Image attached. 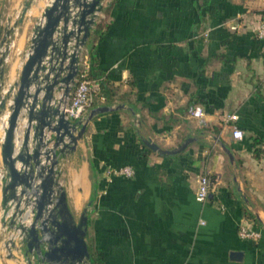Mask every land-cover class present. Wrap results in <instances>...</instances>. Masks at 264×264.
<instances>
[{"label":"crops","instance_id":"crops-1","mask_svg":"<svg viewBox=\"0 0 264 264\" xmlns=\"http://www.w3.org/2000/svg\"><path fill=\"white\" fill-rule=\"evenodd\" d=\"M19 1L0 0L4 88L18 78L50 0H33L22 30L14 25L7 35ZM262 18L264 0H103L83 50L93 47V64L113 89L112 102L94 106H121L96 114L60 162L71 211L78 218L87 207L86 241L99 264H264ZM194 105L202 118L190 116ZM232 112L241 138L226 120ZM24 122L20 117L16 137ZM189 136L195 140L169 155L143 142L173 148ZM108 165L133 173L110 175ZM202 174L214 178V189L198 201ZM1 213L0 264H21L8 257ZM241 224L259 236H240Z\"/></svg>","mask_w":264,"mask_h":264},{"label":"water","instance_id":"water-1","mask_svg":"<svg viewBox=\"0 0 264 264\" xmlns=\"http://www.w3.org/2000/svg\"><path fill=\"white\" fill-rule=\"evenodd\" d=\"M30 4L31 0L25 1L18 22H22ZM102 8L103 0H50L33 26L18 78L5 88V54L0 57V114L7 112L0 144L4 167L0 176L1 222L4 227L18 230V249L27 264H90L87 207L78 218L71 211L60 181V162L76 148L96 114L121 105L93 106L85 117L73 120L66 117L62 103ZM13 25L8 26L7 35ZM20 117L25 122L21 136L16 137ZM194 140L193 136L186 137L173 148H163L150 138L143 142L159 154L169 155ZM223 148L232 158L230 150ZM28 209L30 222L17 221L27 216ZM5 246L8 257H13L15 240H6Z\"/></svg>","mask_w":264,"mask_h":264},{"label":"built area","instance_id":"built-area-1","mask_svg":"<svg viewBox=\"0 0 264 264\" xmlns=\"http://www.w3.org/2000/svg\"><path fill=\"white\" fill-rule=\"evenodd\" d=\"M256 36L258 38H264V18L260 20L256 29ZM9 43V42H8ZM81 65H88V57L84 50L80 54L79 68ZM101 83L99 78H89L85 75L84 72H79L75 77L74 82L72 83L70 92L68 96L64 98L62 103V108L65 112L66 117L76 120L82 119L86 116L91 107H93L97 102H102L104 100L103 95L101 94ZM189 114L192 117L202 118L204 112L201 107L198 105L191 106L189 108ZM6 115L7 112H4L3 119L6 124ZM238 115L235 112H232L227 115L226 120L232 124V136L234 138H241L243 136V130L236 125L235 121L237 120ZM2 137L0 138V144ZM1 159V157H0ZM106 173L110 175H132L133 169L130 166H119L113 167L108 165L106 167ZM1 176V175H0ZM214 189V178L209 174H202L198 178V184L195 191V196L198 201H204L209 193ZM31 220V212L27 210V216L24 218H18L17 221L24 223H29ZM6 230V240L13 239L15 240V248H11V251L19 253L22 255L20 249V236L18 230H12L8 227H5ZM239 234L242 237L256 239L259 236V232L255 229H252L244 224L239 226ZM25 263L26 259H25ZM82 264H87L83 262Z\"/></svg>","mask_w":264,"mask_h":264},{"label":"trees","instance_id":"trees-1","mask_svg":"<svg viewBox=\"0 0 264 264\" xmlns=\"http://www.w3.org/2000/svg\"><path fill=\"white\" fill-rule=\"evenodd\" d=\"M97 26V24H96ZM95 29V28H94ZM86 55L88 57V65L85 66V65H81L80 68H79V72H84L85 75L89 78H99L100 79V83H101V94L103 95L104 97V100L103 102H106V103H110L114 100V97H113V89L111 88V86L108 85L107 81L103 80V77L102 75L100 74V72L95 68L94 66V60H93V57H94V53H93V47L90 45L88 46L87 50H86ZM257 139L256 138H253V142H252V146L254 148V151L256 153H259V148L256 146L257 145ZM95 193V187L93 189V193ZM89 253H90V259H89V262L90 264H99V253L97 252H94L93 250H91L89 247Z\"/></svg>","mask_w":264,"mask_h":264},{"label":"rangeland","instance_id":"rangeland-1","mask_svg":"<svg viewBox=\"0 0 264 264\" xmlns=\"http://www.w3.org/2000/svg\"><path fill=\"white\" fill-rule=\"evenodd\" d=\"M25 1H27V0H20L19 1V3H18V5H17V8H11V10H10V12H11V14H10V19L11 20H13L14 19V22H13V24L16 26V25H19L20 27H19V29H21L22 30V26H24L25 24H23L22 22L24 21V18H23V20H22V22H18V19H19V17H20V13H21V10H22V8H23V6H24V3H25ZM33 3V0H31V4ZM16 9L18 10V17L16 16V17H14V14H15V12H16ZM9 10V9H8ZM25 17V16H24ZM34 16H33V14H32V16H30V21H33L34 20ZM29 21V22H30ZM13 25V26H14ZM13 30V29H12ZM13 257H17L18 258V260L20 261V263L21 264H26L23 260H21V258L19 257V256H13Z\"/></svg>","mask_w":264,"mask_h":264},{"label":"bare ground","instance_id":"bare-ground-1","mask_svg":"<svg viewBox=\"0 0 264 264\" xmlns=\"http://www.w3.org/2000/svg\"><path fill=\"white\" fill-rule=\"evenodd\" d=\"M60 94H61V92H60L58 95H60ZM3 121H4V119H3ZM3 123H5V122H3ZM3 123H2V126L4 125ZM3 127H4V126H3Z\"/></svg>","mask_w":264,"mask_h":264}]
</instances>
